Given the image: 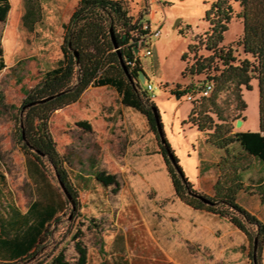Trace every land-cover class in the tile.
Listing matches in <instances>:
<instances>
[{
  "label": "rangeland",
  "instance_id": "obj_1",
  "mask_svg": "<svg viewBox=\"0 0 264 264\" xmlns=\"http://www.w3.org/2000/svg\"><path fill=\"white\" fill-rule=\"evenodd\" d=\"M10 11L7 17V48L4 39V25H0V43L6 55L7 69L0 75V161L6 174L7 190L12 193L16 204L25 208L33 199L34 186L27 172L26 154L19 138V110L25 99V91L33 88L44 73L56 67L62 58L65 29L71 10L77 0H9ZM129 16L136 21L142 15V24H150L152 31L159 28L160 35L153 36L149 48L150 56L143 57L141 64L145 82L140 84L146 90L149 82L153 91L150 100L155 103L165 141L178 160L182 173L188 182L197 188L201 181L212 179L216 171L213 161L217 151L210 152L203 135L195 128L183 125L192 108L186 96L176 98L170 91L181 92L192 83L198 85L200 79L183 77L185 64H191L194 53L188 48L196 44L199 36H204L208 23L204 16L214 0H123ZM233 19L224 33L223 44L237 42L242 35V22L237 17L241 12L238 1L230 0ZM37 6L36 19H22L29 6ZM4 39V40H3ZM236 57L245 55L234 45ZM187 53L186 61L182 60ZM203 49L197 56H208ZM200 78H203L200 77ZM242 99L246 109L241 112L236 107L234 97L229 92L220 95L225 126L233 131H257L259 127L258 86L251 81V89H242ZM203 100L197 103V106ZM205 102V101H204ZM208 102H206L207 104ZM244 123L237 126V121ZM81 121L89 122L92 133L78 127ZM49 132L56 143L65 168L74 181V173L85 176L92 173L89 158H94L99 169H112L118 184L132 183L141 191L139 195L152 194V188L172 185L168 168L159 145L160 137L151 130L145 116L126 108L117 92L108 87H89L76 105H70L50 114ZM157 130V128H156ZM159 138V139H158ZM162 145V144H161ZM252 174L242 177L258 179L264 177V163L256 161ZM50 180L57 185L55 172L44 159ZM150 188L143 190L144 188ZM141 193V194H140ZM177 198L176 194L173 195ZM147 197H144L146 199ZM182 201V200H181ZM238 204L256 211V200L245 196L238 197ZM186 204V203H185ZM187 205V204H186ZM243 207V206H242ZM70 206L51 227L45 238V246L29 260L18 264H39L48 262L49 255L63 249L66 258L75 256L72 235L81 232V239L91 252H96L99 230L85 227L79 216L72 219ZM264 224V213L258 214ZM93 227V226H92ZM254 228L251 229L254 232ZM214 237L201 231V243L190 247L193 255L186 258L201 264H253V242L234 228L225 229L218 223L214 227ZM205 243V244H203ZM260 264H264V239L260 252Z\"/></svg>",
  "mask_w": 264,
  "mask_h": 264
},
{
  "label": "trees",
  "instance_id": "obj_2",
  "mask_svg": "<svg viewBox=\"0 0 264 264\" xmlns=\"http://www.w3.org/2000/svg\"><path fill=\"white\" fill-rule=\"evenodd\" d=\"M235 1H238L241 7V12L237 14L242 22L240 38L237 42L223 44L224 33L233 19V8L230 0H214L204 16L208 29L204 36H199L196 44L189 46V53H194L193 62L191 64L187 62L182 72L183 77L190 76L200 81L198 85L191 84L181 92L170 91L173 96L183 97L191 93L196 94L206 82L213 83L214 88L208 97L191 101L192 109L183 122L184 126L197 129L203 135L205 144L219 153L218 177L213 185V195L208 197L192 188L167 142L165 145L173 155L176 166L168 159L163 145L160 144L159 147L176 196L194 209L226 218L252 242L257 238L255 258L256 264H260L264 224L240 206L237 197L240 194L249 198L256 196L264 208V183L253 186L242 181V174L248 171L250 164L241 162V157L234 151V147L238 146L246 155L264 163V0ZM9 11V0H0V25L6 23ZM38 13V7L30 5L23 19L26 17L36 19ZM128 13L123 0H80L68 23L63 26L65 36L61 45L62 58L58 60L55 68L44 73L33 88L25 91V99L19 112L28 103L55 94L60 95L25 108L22 115L19 113L21 148L26 154L31 155L30 158L40 170L38 176L31 174L37 195L27 212L34 216L36 223L28 231V239L26 235H17L14 239H0V245L13 249L14 255L26 249L20 256L11 260H0V264L22 263L42 250L45 246L44 240L50 233L49 229L57 223L68 206L72 219L80 217L78 191L49 132L48 120L51 113L79 101L89 87H108L117 92L124 107L145 116L151 130L158 137L152 111L156 109L155 103L150 100V92L143 91L140 87L139 74H144L143 66L140 58L131 56L128 47L131 41L137 40L139 35L145 33L142 31V15L133 21ZM111 31L121 51L129 78L120 66L112 44ZM234 45L245 55L242 60L236 57ZM201 49L208 52V56H197L198 50ZM74 52L77 53V58ZM186 58L187 53L183 55L182 60L185 62ZM129 60L132 61V65L128 64ZM3 67L0 43V69ZM202 76L203 78H200ZM252 80H256L258 86V130L233 131L231 127L225 126L228 122L227 117L224 116L218 99L222 93L229 92L234 97L237 109L244 112L246 104L242 99V89L250 90ZM201 100L203 102L198 107L197 103ZM76 125L88 132L91 131V126L86 121L78 122ZM44 159L53 168L57 185L50 180ZM89 165L92 168L96 165L94 158H89ZM80 177L82 178V175ZM93 177L95 182L103 186L114 185L112 192L117 191L119 184L114 175L95 170ZM81 178L77 180L75 178L74 181L80 182L83 180ZM59 182L64 185L71 200L64 194ZM202 198L208 199L211 203H204ZM0 201L2 204L7 202V211L14 210L16 202L12 193L7 190V180L1 165ZM71 201L74 203V210ZM15 216L24 217L19 213H15ZM19 223L20 219H14V226L19 227ZM253 228L254 232L251 231ZM26 240L28 243L23 247ZM72 241L76 253L73 259H67L63 249H60L48 256V262L39 264H87L88 249L81 239V232L77 231L72 235Z\"/></svg>",
  "mask_w": 264,
  "mask_h": 264
},
{
  "label": "crops",
  "instance_id": "obj_3",
  "mask_svg": "<svg viewBox=\"0 0 264 264\" xmlns=\"http://www.w3.org/2000/svg\"><path fill=\"white\" fill-rule=\"evenodd\" d=\"M79 1L75 2L71 15ZM24 15L25 13L22 14V19ZM4 34L7 48V20ZM3 64L4 67L0 69V75L7 69L4 52ZM192 85L196 86L195 83ZM79 101L71 105H76ZM206 147L210 152H214L209 146ZM234 151L241 157L242 163L250 164L245 175L252 174L254 164L258 160L243 153L238 146L234 147ZM218 158L213 161V164L216 165V171L212 179L208 183L201 181L197 188L192 185L195 191L208 197L213 195V185L218 177ZM26 163L27 172L32 181L33 176L40 175V170L32 158H26ZM0 165L2 166L1 161ZM95 170L104 171L110 175L115 174L112 169L103 170L94 165L92 173L82 176V178L80 173H74L73 177L76 180L81 178L82 181L75 182L72 180L79 194L81 206L79 218L88 224H84L85 227L93 228L96 232L97 229L99 230L96 252H91L87 247V264H201L198 261L194 262L191 257L186 258L188 255H193L194 251H191L190 247H197L196 245H199L201 241L203 242L200 236L201 231L207 233L206 235L211 233L214 237L216 223L223 225L225 229L234 228L239 231L226 218H221L204 210L194 209L178 197H174L173 195L176 193L173 184L148 188L152 190V194L139 195L138 192L141 191V188L138 186L132 183H119L117 191L112 192L114 185L103 186L95 182L93 177ZM4 175L6 174L4 173ZM242 181L245 184L257 186L264 183V177L258 179L248 177L247 181L244 178ZM146 189L145 187L143 190ZM36 195L33 189V199L27 207L20 208L15 204L14 210L9 211H7V202L2 204L0 201V239H14L17 235H26V239H28L27 233L36 223V220L27 212L35 201ZM239 196L243 195L240 194ZM144 197L147 198L144 199ZM250 198L256 200V211H252L244 205L241 206L260 220L261 217L258 214L259 212L264 213V208L256 196ZM15 213L24 215V217L16 218ZM14 219H20L19 227L13 225ZM27 243V240L23 242V247ZM25 251L26 249L14 255L13 249L0 245V260H11Z\"/></svg>",
  "mask_w": 264,
  "mask_h": 264
},
{
  "label": "water",
  "instance_id": "obj_4",
  "mask_svg": "<svg viewBox=\"0 0 264 264\" xmlns=\"http://www.w3.org/2000/svg\"><path fill=\"white\" fill-rule=\"evenodd\" d=\"M110 34H111V40H112V44H113L114 50L117 52V55H118V59H119L120 66H121L122 70L126 73V75H127L128 78H129V75H128V72H127V68L125 67V64H124V62H123V57H122L121 51H120V49H119V47H118V45H117V43H116V41H115V37H114L112 31L110 32ZM74 55H75V57L77 58L78 55H77L76 52H74ZM139 81H140V83H142V84L145 82L144 74H141V73L139 74ZM130 82H132V81H130ZM59 95H60V93H59V94H55V95L50 96V97H47V98H44V99H42V100H39V101H36V102H31V103H28V104L24 105V106L21 108L20 115H22V113H23V111H24L25 108L30 107V106L35 105V104L44 103V102H46V101H48V100H51V99H53L54 97H57V96H59ZM176 98H180V97H179V96H176ZM152 111H153V115H154V118H155L156 128H157V133L159 134L161 144H162L163 147L165 148L166 153H167V156H168V159L170 160V162H171L174 166H176V163H175V161H174L173 155L171 154V152H170V150L168 149V147H166V145H165V142H166V141H165V138H164L163 133H162V128H161V125H160L158 112H157L156 109H153ZM241 124H242V121H241V120L237 121V123H236L237 126H241ZM22 138H23V133H22ZM57 178H58V176H57ZM59 186L61 187L62 191H63L64 194L67 196V198H68L69 200H71L70 197H69V195L67 194V192H66V190H65L64 185H63L62 183L59 182ZM202 200H203V202L206 203V204H210V203H211L208 199L202 198ZM71 206H72V209L74 210V203H73V201H71ZM70 216H71V214H70ZM256 247H257V238H254V242H253V255H252V259H253V263H254V264H256V258H255V256H256V255H255Z\"/></svg>",
  "mask_w": 264,
  "mask_h": 264
},
{
  "label": "built area",
  "instance_id": "obj_5",
  "mask_svg": "<svg viewBox=\"0 0 264 264\" xmlns=\"http://www.w3.org/2000/svg\"><path fill=\"white\" fill-rule=\"evenodd\" d=\"M142 31L145 33L139 35L137 40L131 41L130 44H128V47H129L130 52L132 54L131 56L133 58H137V57L140 58L143 48L146 49V51L143 53V57L150 56L152 54V52L149 48L151 38L153 36H159L160 35V29L157 28L154 31H152L151 26L148 23L143 24ZM128 64L132 65L133 63L131 60H129ZM213 88H214V86H213L212 82H206V83H204L202 88L196 94H192V93L187 94L186 100L193 101L197 98L208 97L210 95V93L212 92ZM146 90L148 92L153 91V87L149 82L146 84Z\"/></svg>",
  "mask_w": 264,
  "mask_h": 264
}]
</instances>
